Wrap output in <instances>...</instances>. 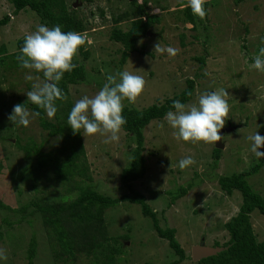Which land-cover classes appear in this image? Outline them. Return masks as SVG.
I'll return each mask as SVG.
<instances>
[{
  "label": "rangeland",
  "instance_id": "374dc122",
  "mask_svg": "<svg viewBox=\"0 0 264 264\" xmlns=\"http://www.w3.org/2000/svg\"><path fill=\"white\" fill-rule=\"evenodd\" d=\"M150 1L151 13L160 14L162 20L148 36L139 41L138 47L145 53L133 52L127 62L121 64L123 46L111 39L115 24L112 18L129 10L128 0H67L69 5L76 4L81 17L87 18L84 50H89L90 56L85 59L79 53L77 59L84 64L88 78L84 83L70 85V95L64 104L73 107L75 101L83 95L96 94L106 83L108 75H115L125 69L142 76L146 81L145 90L135 104L124 101V106L139 109L179 93L187 87L188 78H195L197 87L194 97L187 104L197 103L199 95L205 92L226 89L229 93L226 99L230 113L223 128L227 130L223 137L222 157L216 165L213 155L216 144H192L177 140L173 135L175 130L164 117L153 120L144 128V155L148 171L144 178L133 183L134 189L143 193L147 201L158 210L162 226L179 228L182 245L191 256L182 264H196L191 255L194 246L203 238L212 246L216 241H227L229 235L225 223L238 212L243 201L240 191L236 190L231 195L224 192L218 176L250 169L254 162L262 159L252 153L251 142L247 137L256 132L264 136V73L254 68V57L264 47V0H209L214 2L208 11L215 24L207 30L210 35L208 41H205L204 24L199 23L201 27L194 28L193 23L185 19L188 1ZM14 9L10 0H0V18L12 14L11 20L0 27V46L5 44L8 53L21 49L19 40H23L26 34L42 24L32 10L24 9L15 15ZM129 23V20H123L120 26L126 30ZM158 42L161 47L178 49V54L172 57L166 51L163 54L156 52L154 46ZM206 54V63L201 68V63L195 57ZM228 70L227 77H222ZM3 73L0 70V200L18 208L35 197L48 200H60L59 195L64 194H69L70 198L75 197L78 191L69 190V183L62 185L48 168L41 169L39 191L34 189L31 178H19L21 167L27 165L28 161L24 157L25 152L16 144L17 138L24 144L30 137H34L37 143L45 142L44 151H53L62 146L64 135H49L40 126L37 117L32 118L28 127L14 124L8 119L13 106L19 103V99L27 98L26 93L32 90L28 84L32 86L33 81L26 80L25 76L30 74L39 76L41 80L44 78L29 69L18 73L7 71L6 76ZM66 108L60 105L61 119ZM55 116L51 119H55ZM229 120L232 125H229ZM53 121L56 122V119ZM65 132L67 134L68 129ZM119 135L118 142L108 144L103 142L105 137L99 134L85 137L78 133L76 137L85 145L89 174L94 179L95 187L114 196L128 192L120 176L132 160L131 147L128 145H136L123 128ZM259 150L264 152V148ZM186 156H192L196 163L181 170L179 161ZM83 177H77V180L84 183ZM85 180L86 183L91 182ZM249 181L254 189L264 195V166L250 176ZM190 183L192 186L188 192L172 203L171 197L175 190ZM33 210L30 207L28 213ZM27 218H33V223L24 220L21 225L11 226L7 221L16 222L20 216L0 206V225L7 231L5 238L0 241V249H4L8 257L7 260H0V264H28L27 248L33 231H36L39 238L36 264H54L39 215L31 214ZM106 220L111 234L131 230V240L124 243L126 251L119 264L155 261V257L149 259L153 258L155 249L160 251L159 257L163 260L161 264H164L168 243L159 240L152 220L142 213L140 205L122 202L107 210ZM252 220L258 238L264 240V215L256 212Z\"/></svg>",
  "mask_w": 264,
  "mask_h": 264
},
{
  "label": "trees",
  "instance_id": "16d2710c",
  "mask_svg": "<svg viewBox=\"0 0 264 264\" xmlns=\"http://www.w3.org/2000/svg\"><path fill=\"white\" fill-rule=\"evenodd\" d=\"M10 1L15 8L13 11L15 15L24 9L32 10L39 17L41 23L49 28L59 25L64 32L76 31L84 34L88 30L87 18L81 17L76 6L74 4L69 5L67 0ZM80 1L90 2L92 0ZM158 1L160 2V0ZM186 1L188 0L183 2ZM128 2L130 5L129 10L112 18L115 24L112 29L111 39L121 43L123 46L121 64H125L133 52L145 53L144 50L138 47L139 41L148 36V32H152L156 24H159L162 20L160 14L151 13L150 0H143L142 2L139 0H128ZM213 3L209 1L208 4L204 5L208 12L207 21L205 22L192 14L190 6L185 9V19L193 23L194 28L201 27L199 23L204 24L206 29L205 41L210 39L207 30L215 24L212 22V17H209L210 12L208 11L209 6ZM102 14L104 13L102 12ZM11 16L12 14H5L1 17L0 27L7 24L11 20ZM123 20H129L130 22V26L126 30L120 26V22ZM159 34L162 35V31ZM182 43L184 44V42ZM18 44L19 48H22L24 39L19 40ZM84 48L85 46H82L79 49V53H82L84 58L87 59L90 56V52L89 50H84ZM20 50L8 53L5 44L0 46V70L5 72L2 74L3 76H6L7 71L18 73L26 70L20 66V62L17 59L22 54ZM207 54L195 57L201 63V68L206 63ZM74 63L78 66L72 72H66L58 84L60 89L66 94L67 99L70 95V85L84 83L88 78L84 64L80 63L78 59H75ZM228 72L229 70L223 73L222 77L226 78ZM40 74L42 75V73ZM28 85H30L28 88L32 87L30 83ZM196 87L197 80L188 78L187 87L179 93L166 97L162 100L163 102L154 103L143 109L124 106L123 116L127 122L122 128L129 138L135 140L136 145L134 147L133 143L128 145L131 147L132 160L121 171L120 176L121 183L128 192L123 193L121 196L103 193L95 187L94 179L89 174L85 145L81 139L78 140L76 138L78 133L74 134L67 123V118L72 108L71 105L64 104L65 101H56L55 122L53 121L55 119L48 118L43 109L32 105L27 101V98L24 100L19 99V104H24L26 108H30L33 112H40V115L37 116L40 126L48 131L49 135H64L62 146L53 151H44L45 142L37 143L34 137H30L24 144L20 142V138H17L16 144L25 152L24 157L28 161L27 165L21 167V173L18 172L20 173L19 178L22 180L31 178L34 189L39 191L38 182L41 169L48 168L55 173L56 179L62 185L69 183L71 185H68V189L71 191L75 189L78 193L73 198H70L69 194L59 195L60 200L35 197L18 208H13L0 200L2 208L9 209L20 216V220L16 222L8 220L7 223L11 226L21 225L25 220L32 224L34 219L27 218V216L38 214L43 231L46 233V240H48L51 247L54 264H60L59 262L64 264H119L126 251L124 243L126 240H131V230L129 229L122 234H111L106 220V212L122 202L135 203L140 205L142 213L152 220L159 240L162 243H168L167 259L164 264H182L187 258H191L186 248L182 245L179 237V228L177 226H162L158 217V210H155L147 201V197L143 193L134 189L133 183L144 178L148 171L147 159L144 155V128L153 120L164 118L168 111H174L172 107L173 101L179 100L185 104L191 101L195 95ZM60 105L68 107L63 111V119H61L59 114ZM229 125H232L230 120ZM67 129L68 133L66 134L65 131ZM222 153V148L214 149V165L222 157ZM263 166L264 158L254 162L250 169L234 172L231 175L218 176L219 185L224 192L231 195L236 190L240 191L243 195V201L239 206L238 212L225 223L229 239L224 243L216 241L213 244L214 246H225V249L200 260L193 259L196 264H264V240L258 238L252 220V216L256 212L264 215V195L254 189L249 181V177L258 173ZM77 177H83L85 184L81 180L78 181ZM85 179L93 182L86 183ZM191 186L192 183L187 186L181 185L175 190L174 195L171 197L172 203L183 197ZM30 207H33L34 210L28 213ZM6 233L7 231L5 232L2 225H0V241L5 238ZM130 243L132 244V241ZM38 246L39 238L36 231H33L27 248L28 264H36ZM155 250L154 255H152L153 258H149L154 259L155 257V261L148 260L144 264L163 263V260L159 257L161 255L160 251ZM191 263L193 264V262Z\"/></svg>",
  "mask_w": 264,
  "mask_h": 264
},
{
  "label": "clouds",
  "instance_id": "9594fccd",
  "mask_svg": "<svg viewBox=\"0 0 264 264\" xmlns=\"http://www.w3.org/2000/svg\"><path fill=\"white\" fill-rule=\"evenodd\" d=\"M208 3L209 0H188L192 14L201 20L208 14L204 7ZM86 41L87 34L76 31L64 32L59 25L49 28L43 24L37 25L36 30L26 34L24 38L20 50L22 54L17 57L20 66L42 73L44 78L41 80L39 76L34 77L30 74L25 76L26 80L33 81L32 90L26 93L27 101L43 109L50 119L57 112L56 101L67 100L66 94L58 84L66 72L70 73L78 66L74 60L79 57V49ZM154 50L161 54L166 51L172 57L179 51L171 46L161 47L159 42L155 44ZM254 68L264 73V47L260 48L259 54L254 57ZM145 86L146 81L142 76L126 69L115 75L110 74L96 94L92 96L85 94L75 101L67 123L74 134L82 133L85 137L99 134L105 137L103 140L105 144L118 142L122 127L127 122L123 116L124 101L135 104L143 94ZM228 96L226 89L220 88L199 95L197 103L173 101L174 111H168L165 119L175 130L173 132L175 138L192 144L200 142L217 144L222 141L224 136L220 131L225 127L230 113V105L226 99ZM39 115V111L31 112L24 104L18 103L13 106L8 119L14 124L28 127L32 118ZM247 139L251 142L252 153L257 158H264V152L259 150L264 148V136L256 132ZM195 163L192 156H186L179 161V168L184 170ZM7 259L5 250L0 249V260Z\"/></svg>",
  "mask_w": 264,
  "mask_h": 264
},
{
  "label": "water",
  "instance_id": "95a60500",
  "mask_svg": "<svg viewBox=\"0 0 264 264\" xmlns=\"http://www.w3.org/2000/svg\"><path fill=\"white\" fill-rule=\"evenodd\" d=\"M74 6H76V4H74ZM151 32H149L148 34H150ZM232 127V126H231ZM227 129H221L220 134L222 136L225 135ZM217 148H223L224 147V143L223 140L220 142H217L216 144ZM225 249V247L223 246H209L206 245L205 241H201L199 244L195 245L193 248V258L195 260H200L202 258H206L212 255H215L217 253H219L220 251H223Z\"/></svg>",
  "mask_w": 264,
  "mask_h": 264
},
{
  "label": "flooded vegetation",
  "instance_id": "af4514ba",
  "mask_svg": "<svg viewBox=\"0 0 264 264\" xmlns=\"http://www.w3.org/2000/svg\"><path fill=\"white\" fill-rule=\"evenodd\" d=\"M233 127H235V126H233ZM225 134H226V132H225Z\"/></svg>",
  "mask_w": 264,
  "mask_h": 264
}]
</instances>
